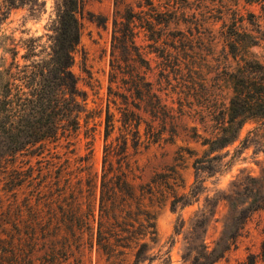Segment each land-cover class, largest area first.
Wrapping results in <instances>:
<instances>
[{
  "label": "trees",
  "instance_id": "trees-1",
  "mask_svg": "<svg viewBox=\"0 0 264 264\" xmlns=\"http://www.w3.org/2000/svg\"><path fill=\"white\" fill-rule=\"evenodd\" d=\"M6 1L8 8L27 4L30 11L43 3V0ZM255 1L264 3V0ZM209 8L212 6H208L207 0H114L101 173L98 181L90 175L86 180L88 192L98 188V206L95 210L90 205L83 215L75 214L69 226L71 232L79 235L85 229L92 232L91 220H96V244L112 259L110 264H139L150 257L149 240L155 241L157 236L156 214L151 208L153 185L134 183L137 165L133 152L141 145L173 142L182 116L191 110L198 113L203 123L212 121L211 134L201 140L208 145L204 152L234 141L247 119H264V61L249 50L258 44L259 36L238 29L235 20L228 23L222 19L221 58L228 61L230 57L234 61L233 66L226 64L215 56L213 45L218 40L212 25L220 16L213 18ZM55 14L50 26L52 32L48 34L49 49L36 50L40 44L32 42L22 54L24 62L20 63L15 59L17 48L13 46L12 60L1 71L0 168L4 171L11 168L18 173L5 180L11 181L13 187L24 184L35 187L36 193H27L24 203H32L34 195L49 182L42 178L43 168L48 170L58 161L51 159L47 166L37 164L41 177L36 185L35 164L21 156L27 153L42 157L45 150L53 151L49 144L54 143V147H64L67 163L61 165L68 167L69 155L76 149L81 114L87 111L85 91L79 88L72 70L81 37L82 1L57 0ZM213 59L215 62L211 63ZM212 70L215 82L222 78L230 82L231 91L226 100L210 99L207 74ZM110 102L118 112L117 125ZM115 127L118 132L110 138ZM90 142L88 151L78 154L77 167L81 170L90 166ZM218 157L208 155L205 160L217 161ZM38 162L41 160L37 159ZM213 166L211 162L207 165L211 169ZM172 170L177 173L175 167ZM179 177L184 186L183 176ZM163 181L166 184L168 180L165 177ZM198 182L196 178L187 192L174 190L171 208L175 209L178 201L184 206L198 199ZM82 191L83 185L79 183L71 195L77 204ZM160 193L161 197L165 195L162 190ZM218 200L212 204L216 206ZM263 207L264 197L253 198L234 215V229L223 232L212 246L204 237L187 245L185 256L190 258L189 264H213L223 257L236 246L249 215ZM204 213L201 209L202 217ZM202 217H197L195 225L203 223ZM42 224L39 219L26 220L25 234H21L19 243L11 235L0 237V264H53V259L38 256L39 251L48 254L55 249L50 229ZM7 240L12 245L9 251L2 249ZM129 252L132 259L125 263ZM235 264H264V240L259 251L248 252Z\"/></svg>",
  "mask_w": 264,
  "mask_h": 264
},
{
  "label": "rangeland",
  "instance_id": "rangeland-1",
  "mask_svg": "<svg viewBox=\"0 0 264 264\" xmlns=\"http://www.w3.org/2000/svg\"><path fill=\"white\" fill-rule=\"evenodd\" d=\"M81 1L82 30L72 70L77 76L79 88L85 91L87 111L81 114L75 153L69 155L70 163L66 168L61 165L67 163L64 160V147H54V143L49 144L53 151L45 150L42 157L27 153L21 156L35 164L33 180L36 185H39L41 177V168L37 164L47 166L51 159L58 161L57 165L48 170L43 168L42 178L49 182L42 193L34 195L32 203H24L23 197L27 193H36L35 187L31 184L13 187L11 181L5 180L18 173L11 168L5 171L0 168V237L8 238L11 235L19 243L21 234H25L24 222L39 219L42 226L50 229L55 249L48 254L39 251L38 256L41 254L43 258L53 259V264H110L112 259L96 244V220H91L92 232L85 229L82 234L76 235L69 229L75 214L83 215L90 205L95 210L98 206V188L93 193L88 192L86 180L87 175H90L98 181L101 173L114 13V0ZM56 2L57 0H43L40 6L30 11L27 4L8 8L7 1L0 0V82L1 71L12 60L13 46L17 48L15 59L20 63L24 62L22 54L32 42L40 44L36 50L49 49L48 34L52 32L50 26L56 15ZM207 4L212 6L208 13L213 18L220 16L212 25L215 40H218L213 45L215 56L221 58L222 39L219 30L222 19L228 23L235 20L238 29L244 28L259 36L258 44L252 45L249 50L264 61V35L261 32H264L263 1L207 0ZM213 21L214 19L211 22ZM29 37L33 40L28 39ZM139 42L142 41L139 39ZM221 59L226 64L234 65L230 57L228 61ZM213 62L214 59L211 60ZM207 75L211 101L226 100L231 91L229 80L222 78L215 82L214 70L208 71ZM175 95L173 93L172 96ZM168 100H171L170 97ZM110 110L115 113L114 119L117 118L118 112L111 102ZM118 123L115 119V124ZM211 124V120L203 123L198 113L191 110L182 116L173 142L141 145L133 152L137 165V176L133 181L135 184L150 182L153 185L151 208L155 211L157 225L155 241L149 240L150 257L141 260L139 264H189L190 258L185 256L187 245L198 243L200 237H204V241L212 246L223 232L234 229L232 222L239 208L253 198L264 197V119H247L234 141L214 151L204 152L208 145L202 144L201 140L203 136L211 134ZM117 132L115 127L110 138ZM88 140L92 147L90 166L87 170H81L77 167L80 162L78 154L88 151ZM214 154L219 156L217 161L205 160L208 155ZM197 157L204 160L195 161ZM37 159L41 162L36 163ZM209 162L214 165L213 169L207 167ZM173 167L177 169V173L172 170ZM178 174L183 176L184 186L180 184L182 180ZM165 177L168 180L166 184L163 181ZM196 178L199 180L198 199L193 197L194 200L184 206L178 201L176 208H171L174 190L178 193L187 192ZM79 183L83 185L84 191L77 204L71 195L76 192ZM161 190L165 194L162 197ZM206 196L208 200L205 199ZM216 198L219 200L214 206L212 203ZM201 209L205 210L203 217L200 215ZM198 216L203 218V223L195 225ZM15 221L17 224H12ZM9 240L2 245L3 250H11ZM263 240L264 207L249 215L236 246L231 247L213 264H235L245 258L248 252L259 251ZM131 259L129 252L125 263Z\"/></svg>",
  "mask_w": 264,
  "mask_h": 264
}]
</instances>
